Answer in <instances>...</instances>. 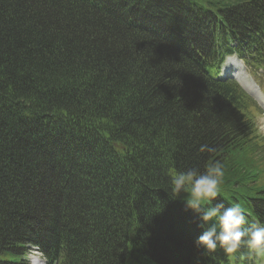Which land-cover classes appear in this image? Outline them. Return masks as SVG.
<instances>
[{"label":"trees","instance_id":"trees-1","mask_svg":"<svg viewBox=\"0 0 264 264\" xmlns=\"http://www.w3.org/2000/svg\"><path fill=\"white\" fill-rule=\"evenodd\" d=\"M257 11L240 8L236 20L251 23ZM128 15L114 4L103 14L96 1L87 9L74 0H0V264H25L20 246H50L57 237L60 205L52 210L53 184L43 178L44 166L66 170L55 157V136L65 130L59 119L73 128L64 136L78 149L71 166L93 177L86 189L59 184L63 214L71 212L62 230L72 238L96 207L92 232L83 227L74 245L76 264H117L133 219L144 225L155 257H175L183 248L175 224L183 212L195 214L186 193L174 198L170 177L158 170L169 156L179 171L201 173L227 155L218 197L246 204L250 192L264 201V168L255 184L229 173L255 150L243 140L244 94L233 97L230 110L229 94L210 86L192 61L129 29ZM201 145L211 151L200 152ZM72 179L68 173L65 181Z\"/></svg>","mask_w":264,"mask_h":264},{"label":"clouds","instance_id":"clouds-1","mask_svg":"<svg viewBox=\"0 0 264 264\" xmlns=\"http://www.w3.org/2000/svg\"><path fill=\"white\" fill-rule=\"evenodd\" d=\"M229 60L230 57L226 58L225 68ZM257 133L264 136V116L258 117ZM199 151L211 149L201 145ZM223 175V165L214 162L203 173L188 169L174 172L171 176L173 197L186 193V208L198 215L200 226L204 228L195 245L206 253H215L220 248L232 258L241 248H245L247 256L241 255V260L264 264V223L257 221L249 224L245 209L239 203L226 207L222 200H217ZM32 264H36V261L33 260Z\"/></svg>","mask_w":264,"mask_h":264},{"label":"rangeland","instance_id":"rangeland-1","mask_svg":"<svg viewBox=\"0 0 264 264\" xmlns=\"http://www.w3.org/2000/svg\"><path fill=\"white\" fill-rule=\"evenodd\" d=\"M182 232H184V233H190L191 230H189L188 228L184 227V228H182Z\"/></svg>","mask_w":264,"mask_h":264},{"label":"bare ground","instance_id":"bare-ground-1","mask_svg":"<svg viewBox=\"0 0 264 264\" xmlns=\"http://www.w3.org/2000/svg\"><path fill=\"white\" fill-rule=\"evenodd\" d=\"M130 14V13H129ZM223 77H229V75H223ZM247 86V85H246ZM247 88H248V90H251L252 88L250 87V86H247ZM222 251V250H221ZM223 254H225L224 252H223Z\"/></svg>","mask_w":264,"mask_h":264}]
</instances>
